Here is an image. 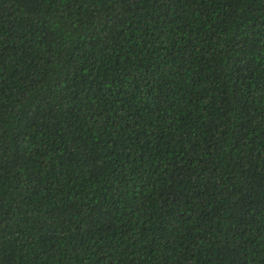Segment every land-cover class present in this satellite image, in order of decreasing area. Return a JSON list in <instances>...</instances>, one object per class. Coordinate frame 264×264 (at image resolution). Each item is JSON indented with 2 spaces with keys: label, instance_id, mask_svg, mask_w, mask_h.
<instances>
[{
  "label": "trees",
  "instance_id": "16d2710c",
  "mask_svg": "<svg viewBox=\"0 0 264 264\" xmlns=\"http://www.w3.org/2000/svg\"><path fill=\"white\" fill-rule=\"evenodd\" d=\"M0 264H264V0H0Z\"/></svg>",
  "mask_w": 264,
  "mask_h": 264
}]
</instances>
